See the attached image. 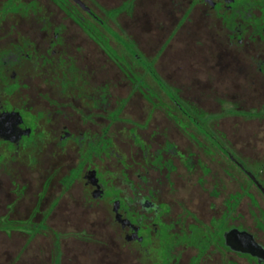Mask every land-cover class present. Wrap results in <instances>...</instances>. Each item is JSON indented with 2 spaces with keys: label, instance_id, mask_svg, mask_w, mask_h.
Here are the masks:
<instances>
[{
  "label": "flooded vegetation",
  "instance_id": "flooded-vegetation-1",
  "mask_svg": "<svg viewBox=\"0 0 264 264\" xmlns=\"http://www.w3.org/2000/svg\"><path fill=\"white\" fill-rule=\"evenodd\" d=\"M253 241L264 0H0V264H264Z\"/></svg>",
  "mask_w": 264,
  "mask_h": 264
},
{
  "label": "rangeland",
  "instance_id": "rangeland-1",
  "mask_svg": "<svg viewBox=\"0 0 264 264\" xmlns=\"http://www.w3.org/2000/svg\"><path fill=\"white\" fill-rule=\"evenodd\" d=\"M14 254H17V252H13ZM38 252H28V254H33L36 255ZM83 256H80L81 260L83 261V264H90V262L92 261V256L89 255L88 252H81ZM72 255L73 252H70L69 255ZM27 256V253H26Z\"/></svg>",
  "mask_w": 264,
  "mask_h": 264
},
{
  "label": "water",
  "instance_id": "water-1",
  "mask_svg": "<svg viewBox=\"0 0 264 264\" xmlns=\"http://www.w3.org/2000/svg\"><path fill=\"white\" fill-rule=\"evenodd\" d=\"M253 254L262 259L264 261V248L261 247L258 243L253 241Z\"/></svg>",
  "mask_w": 264,
  "mask_h": 264
}]
</instances>
